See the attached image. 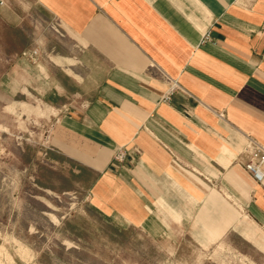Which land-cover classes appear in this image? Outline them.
Instances as JSON below:
<instances>
[{"label": "crops", "instance_id": "obj_1", "mask_svg": "<svg viewBox=\"0 0 264 264\" xmlns=\"http://www.w3.org/2000/svg\"><path fill=\"white\" fill-rule=\"evenodd\" d=\"M0 23L8 87L54 109L45 159L80 213L155 242L264 229L243 167L246 136L264 144V0H0Z\"/></svg>", "mask_w": 264, "mask_h": 264}, {"label": "rangeland", "instance_id": "obj_2", "mask_svg": "<svg viewBox=\"0 0 264 264\" xmlns=\"http://www.w3.org/2000/svg\"><path fill=\"white\" fill-rule=\"evenodd\" d=\"M0 38V264H264V229L256 224L254 236L240 230L206 243L194 235L155 242L135 230L120 233L92 210L80 213L87 207L65 192L70 173L45 159L55 111L26 89L10 91L2 45L17 34L0 23ZM206 216L207 224L218 217Z\"/></svg>", "mask_w": 264, "mask_h": 264}, {"label": "built area", "instance_id": "obj_3", "mask_svg": "<svg viewBox=\"0 0 264 264\" xmlns=\"http://www.w3.org/2000/svg\"><path fill=\"white\" fill-rule=\"evenodd\" d=\"M22 54L30 58L36 57L37 50H32L31 53L23 51ZM243 152L246 155V161L243 163L244 169L252 180L264 189V144L251 136H246ZM119 156H122V152H119Z\"/></svg>", "mask_w": 264, "mask_h": 264}, {"label": "bare ground", "instance_id": "obj_4", "mask_svg": "<svg viewBox=\"0 0 264 264\" xmlns=\"http://www.w3.org/2000/svg\"><path fill=\"white\" fill-rule=\"evenodd\" d=\"M35 264V263H34Z\"/></svg>", "mask_w": 264, "mask_h": 264}]
</instances>
